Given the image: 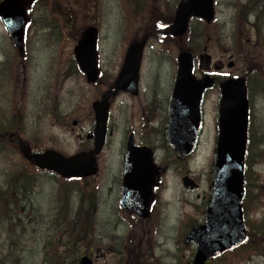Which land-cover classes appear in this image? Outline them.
<instances>
[{"label": "rangeland", "instance_id": "rangeland-1", "mask_svg": "<svg viewBox=\"0 0 264 264\" xmlns=\"http://www.w3.org/2000/svg\"><path fill=\"white\" fill-rule=\"evenodd\" d=\"M67 1L52 0L54 9L48 13L39 5L32 10L27 43L35 52L34 63L29 69L33 75H29L27 86L15 88L14 84H8L5 87L6 97L18 99V104L2 107L0 126H9V118L16 114L19 118L16 127L21 129L23 139L34 142L40 138L36 141L37 152L54 149L72 156L92 150V143L86 140L85 135L93 131V105L107 86L103 83L91 87L78 75L66 77L76 44L74 34L64 36L59 29L64 22L58 9ZM99 3L100 68L106 78L116 79L129 46L142 38L152 23V17L146 13L147 0H99ZM172 4L169 1L163 4L167 16ZM215 10V21L207 28L213 34V41L209 44L202 41L203 28L195 22L190 27V35L192 31L195 33L188 35V43L177 44L166 39L161 43L155 38L148 42L140 70L141 95L132 98L120 94L111 103V136L96 158L98 174L80 183H67L57 176L39 173V183L32 195L33 203L27 206V216L20 219L18 232L15 233L5 221L10 218L16 220L23 202L17 200L15 206H10L8 215L0 224V264H57L54 256L57 251L62 253L64 250L57 242L63 241L64 225L72 221V212L89 207L88 202L81 201L80 186L91 192L92 207L86 241L78 243L74 249L69 245L68 252L73 258L78 259L81 253L90 251L95 264H188L192 260L195 246L185 245L183 240L192 226L203 223L212 194V166L221 100L219 87L210 90L205 97L202 136L198 149L188 162L177 159L166 145L163 132L180 46L208 45L213 61L221 60L225 64L234 55L231 61L236 66L225 68L223 75L241 76L247 70L238 58L244 26L234 23L235 14L239 15L241 10L246 12L245 5L242 0H217ZM75 20V31H80L86 19L78 15ZM0 34L2 38L6 37L1 27ZM252 39H255L254 34ZM6 40L7 54L11 56L14 52L8 37ZM257 53V70L251 75L252 86L249 88L251 143L246 168L249 210L246 201L244 207L248 227L261 233L264 232V49L260 51L257 48ZM17 71L21 72V68ZM196 75L200 76L198 69ZM74 121L80 124L76 128L72 125ZM132 132L136 135L137 144L146 143L154 148L156 160L166 174L159 195L163 207L159 206V212L153 213L148 225L141 226L136 216L123 211L119 205L125 143ZM24 165L18 150L9 154V150L0 143V189L8 186L11 176L21 172ZM180 172H188L199 185V190L185 191ZM156 220L158 224L154 226ZM65 242L70 244V235ZM212 264H264V256L242 249Z\"/></svg>", "mask_w": 264, "mask_h": 264}, {"label": "water", "instance_id": "water-1", "mask_svg": "<svg viewBox=\"0 0 264 264\" xmlns=\"http://www.w3.org/2000/svg\"><path fill=\"white\" fill-rule=\"evenodd\" d=\"M35 0H5L0 4V17L17 45L23 50L25 27L28 22L27 9ZM214 0H190L177 12L175 23L169 28L174 36L186 33L188 19L192 13L212 21ZM146 40L131 47L117 82V89L138 92L139 70ZM98 31L86 30L75 49L80 67L86 73L88 82L94 84L100 77L97 64ZM178 75L175 85L171 116L168 126V141L181 156H189L195 149L202 127L201 104L206 88L213 85L208 76L202 82L192 77L193 56L183 52L178 57ZM232 67V65H230ZM200 68L212 70L209 55L200 57ZM221 65L215 69L220 70ZM223 99L219 107V127L214 169V186L210 204L205 214L204 224L189 233L186 243L195 242L197 252L193 264H205L228 251L244 245L247 241L242 202L244 198V172L246 167L249 101L244 78L227 81L222 87ZM96 130L94 154H80L65 158L55 151L29 156L28 159L38 168L53 171L63 177L82 178L97 174L94 155L101 152L107 138L109 123L108 99L95 105ZM159 177L153 160V152L147 147L134 145L131 136L127 145L125 180L122 206L134 211L143 218L150 216V206L154 198L153 188ZM187 190L197 186L188 177L183 179ZM80 264H93L84 257Z\"/></svg>", "mask_w": 264, "mask_h": 264}, {"label": "flooded vegetation", "instance_id": "flooded-vegetation-1", "mask_svg": "<svg viewBox=\"0 0 264 264\" xmlns=\"http://www.w3.org/2000/svg\"><path fill=\"white\" fill-rule=\"evenodd\" d=\"M3 0H0V3ZM95 2L93 3L91 0H68L67 2H65L62 6L59 7L58 11L59 14L61 16H63V24H64V28L61 30V33L65 36V35H72L74 34L75 31V26L73 25L74 22H76L75 18L78 15H82L84 19H86V26H95L99 29V24H100V13L99 11L101 10L100 7V3L99 0H94ZM149 2L150 7H152L154 10L156 11V15L155 17H157L159 15V17H163L165 16V18H175L176 15V11L174 13V10H170L169 13L170 15L167 16V14L165 12H163V10L165 9L164 7V1L165 0H147V2ZM169 2L173 3L172 6L174 8V6L176 5V3L178 2V0H169ZM152 4V5H151ZM159 4L161 6H159ZM54 8V5H53ZM178 8V7H177ZM47 10V9H46ZM47 13V12H46ZM162 19L160 20H156L157 22H160ZM192 22L197 23V25H203V20L202 19H198V18H192L191 20ZM173 23V22H172ZM171 23V24H172ZM170 24V25H171ZM0 27L4 29L5 33H6V37L2 38V35L0 34V106L4 107V106H8L10 105L11 107L13 106H17L18 104V99L14 98V99H8L6 96L7 94L5 93V87H8V84L15 85V88H18L19 86L22 85H26L28 84V80H29V75H33L32 72L31 74L29 73V69L30 66L34 63V57H35V52L31 49V46L29 43H25V51L21 52V53H16L14 52L13 55L8 56L7 53L8 52V46L6 45L7 43V37L10 41V48L12 49L11 51H14V44L12 42V39L9 38V36H7V31H6V27L4 25V22L2 19H0ZM100 30V29H99ZM193 50L195 53L198 54V56H200L201 54H203L205 51L208 50L207 47L205 46H197V47H193ZM16 53V55H15ZM71 63V61H70ZM77 64V63H76ZM21 68V72L17 71ZM216 79H222L223 77L221 75H213ZM201 77H203V74L201 75ZM50 89V87H49ZM26 91V89L24 90V92ZM14 96L16 97V89L14 91ZM171 101V100H170ZM154 103H156V101L154 100ZM7 118V116H6ZM9 119H18V117L13 116ZM4 137H8L9 140H11L12 143L16 144V145H21L20 141H21V137L18 136V132H12L9 131V127H5V131L0 133V138H4ZM162 187V186H161ZM162 189V188H161ZM159 206L163 207V205L159 202V200L157 199L156 204H155V208L157 209L156 211L159 212ZM158 220V219H157ZM157 220L154 224V226H157ZM148 225V222H146ZM143 223L142 221L139 222V226H141Z\"/></svg>", "mask_w": 264, "mask_h": 264}, {"label": "trees", "instance_id": "trees-1", "mask_svg": "<svg viewBox=\"0 0 264 264\" xmlns=\"http://www.w3.org/2000/svg\"><path fill=\"white\" fill-rule=\"evenodd\" d=\"M245 10L246 12L243 13V19L245 21H247V23H249V19H248V14L249 17H253V18H261L264 17V0H247L246 4H245ZM247 14V18H245V15ZM241 25V24H238ZM242 26V25H241ZM246 26H249L247 24H245L244 28L241 29V36H240V42H239V49H238V56H239V61H241L243 64L246 63H250L251 66L249 67L247 73L250 76V73L254 72L256 69L255 66L257 65L258 62V53L255 50L256 49V45L255 44H250L249 41L251 40L252 36L250 34L249 29L246 30ZM251 27L254 28L255 31V36L258 40V38L262 37L261 34V29L262 26L261 25H250ZM246 32V33H245ZM245 33V34H244ZM30 175L28 176L26 174H22V173H17L14 176V185L18 186V187H26L28 184L32 183L35 180V174L32 172L33 170H29ZM35 185L30 184V188H33ZM83 200V196L81 198V201ZM84 213L83 209L81 208V210H78V213L76 214V217L72 220V224H75L72 227H65L66 231H64L63 233V238H66L67 235H70V237L73 236V231H75L77 229L76 224L82 222V221H87L86 219H81L82 214ZM89 214H90V210H89ZM82 231H84V233L82 234V238L85 239L87 237L88 231H89V227L88 230L87 229H82ZM257 233H259L258 235H256ZM258 239V240H256ZM75 245L78 244V242L74 243ZM246 249H249V253H255L257 255H261L264 256V232H261L256 229V228H252L251 233H250V237H249V241L246 245ZM67 246H65V249L62 253H58V258L61 255L67 254L68 253ZM65 260H66V256H65ZM75 264V263H73Z\"/></svg>", "mask_w": 264, "mask_h": 264}]
</instances>
